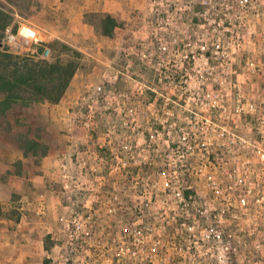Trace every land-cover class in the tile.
I'll return each mask as SVG.
<instances>
[{
  "label": "rangeland",
  "instance_id": "374dc122",
  "mask_svg": "<svg viewBox=\"0 0 264 264\" xmlns=\"http://www.w3.org/2000/svg\"><path fill=\"white\" fill-rule=\"evenodd\" d=\"M250 1L249 6L242 5L241 0H176L175 3L172 0H106L110 5L104 12L90 11L84 20H78L73 15L71 0H0V57L10 52L51 60L53 55L63 53V58L73 57L79 62L77 74L59 106L42 103L25 106L20 102L7 115L0 112V174L4 170L8 175L18 173L21 171L19 159L28 158L24 176L14 178L13 183L0 181V207L12 206L13 218L35 221L36 234L59 239L39 244L40 249L51 250L50 258L43 256L40 264H58L63 257L71 255L66 224L73 210L84 212L83 205L91 187L130 190L132 175H139L144 180L139 188H153V169L136 165L123 167L112 158L109 149L99 147L109 131L110 140L116 144L125 139L122 117L114 110L115 103L108 108L107 94L112 97L113 93L128 92L134 95L132 102L141 100L145 106L153 103L159 110L164 109L167 97L182 100L180 103L187 98V104L206 109L210 108L204 98L207 92L224 95L226 108H234L242 98L240 108L247 112V118L240 125L248 121L254 128L255 138H259L256 128L264 113V0ZM180 7L184 9L179 10ZM203 7L209 8L218 20L235 21V31L240 36H235V40L239 39L237 44L241 46L236 45L230 51L232 67H220V60L208 54L210 69L203 71L206 79L200 82L196 76L199 69L192 61L187 63L184 53L173 52L170 43L169 50L164 51L158 39L162 35L164 41L178 39L180 43L181 35L175 38L161 34L160 23L165 26L169 15L174 18V32L180 27L193 32L198 25L197 14ZM108 15L117 22L110 37L102 30V21ZM8 28L16 36V43L8 42ZM87 30L89 34L81 36ZM206 33L209 35L205 38L211 40V32ZM224 40L230 46L229 38L225 36ZM55 42L66 44L81 56L62 50L59 44L52 50L49 44ZM38 45H44L45 50L37 57ZM141 50L144 54L138 55ZM150 50L153 56L146 58ZM99 86L102 91L97 90ZM29 141L40 146L27 155L24 148ZM262 173L264 170L258 165L254 180L261 181ZM54 206L69 208L63 209L56 218L50 208ZM104 220L110 226L113 218ZM46 221L57 223L62 229L47 233L42 226ZM127 228V223L109 229L96 227V235L103 238L107 233L121 235ZM227 234L246 238L236 230H227ZM53 242L58 245L54 246ZM245 253L244 246H239V259L243 260ZM243 263L264 264V248L258 253L253 251L252 260Z\"/></svg>",
  "mask_w": 264,
  "mask_h": 264
},
{
  "label": "built area",
  "instance_id": "2783aa9c",
  "mask_svg": "<svg viewBox=\"0 0 264 264\" xmlns=\"http://www.w3.org/2000/svg\"><path fill=\"white\" fill-rule=\"evenodd\" d=\"M241 4L252 3L241 0ZM210 14L209 8H202L193 32L183 27L174 32V18L169 15L166 27L162 22L159 27L163 35H181L180 43L178 39L164 41L165 36L159 35L160 47L169 50L170 43L173 52L184 53L187 63L192 61L199 69L196 76L200 82L206 79L203 71L210 69V54L220 60V67H232L229 54L236 45L241 46L239 39L235 40L240 37L235 21L218 20ZM206 32H211V40L205 38ZM6 33L8 42L16 43L10 28ZM225 36L230 46L225 44ZM143 54V50L138 52ZM150 56L152 50L146 58ZM112 95L107 94L105 101L108 108L115 103L125 139L116 144L109 131L99 147L109 149L123 167L153 169V188H139L144 181L139 175H132L130 190L91 187L84 212L73 210L66 224L71 255L58 264H244L252 260L253 251H262L264 173L259 182L254 174L258 165L264 170V113L258 120L257 139L248 121L240 125L247 118L240 108L242 98L234 108H226L224 95L207 92L204 98L210 108L206 109L187 104V98L180 103L182 100L167 97L164 109L159 110L153 103L132 102L134 95L128 92ZM105 217L113 218L110 226ZM126 223L127 231L121 235H96V227L109 229ZM227 230H236L246 238L234 237ZM239 246L247 251L243 260L239 259Z\"/></svg>",
  "mask_w": 264,
  "mask_h": 264
},
{
  "label": "trees",
  "instance_id": "16d2710c",
  "mask_svg": "<svg viewBox=\"0 0 264 264\" xmlns=\"http://www.w3.org/2000/svg\"><path fill=\"white\" fill-rule=\"evenodd\" d=\"M116 27L117 22L112 16L108 15L103 19L102 30L105 36H112ZM57 44L64 51L72 52L74 56H81L79 52L60 42L49 44V47L54 50ZM38 47L37 57L45 50L44 45ZM63 55V53L55 54L51 60H47L23 57L10 52L2 53L0 57L1 114L7 115L8 111L20 102L25 106L34 103L52 105L61 103L79 67V62L75 58H63ZM175 108L182 111L178 106ZM39 146V143L29 141L24 149L29 155L33 148Z\"/></svg>",
  "mask_w": 264,
  "mask_h": 264
},
{
  "label": "crops",
  "instance_id": "0c3cea01",
  "mask_svg": "<svg viewBox=\"0 0 264 264\" xmlns=\"http://www.w3.org/2000/svg\"><path fill=\"white\" fill-rule=\"evenodd\" d=\"M113 5H119L118 3L111 1ZM71 5L73 7V15H76L78 20H84L86 15L90 11L93 12H104L110 4L106 0H71ZM74 19V18H73ZM89 34L88 30L86 33H83L81 36H87ZM101 36H104L101 34ZM81 52L86 53L85 50L78 48ZM55 104V106H59ZM28 158H20L18 164L20 165V170L18 173L13 172L10 175L5 172L0 174V181H12L14 178L24 176L23 170L25 168V163ZM78 162V161H76ZM87 162H85L86 164ZM7 176H10L7 178ZM24 197L25 194L20 192ZM1 205V204H0ZM52 208V214L57 218L61 215L63 209L69 208L65 206L64 208L60 206L50 207ZM14 208H1L0 207V264H40V259L44 257L50 258V249L42 247L39 248V244H43L45 241H50V239L57 241L58 238L55 236H49V234L44 238L41 235L36 234L35 232V221L25 222L23 219L17 220L12 217V212ZM21 214V213H20ZM19 215V213H18ZM44 225V226H43ZM43 229L47 233H50L52 229H62V227L53 222L46 221L42 224ZM41 226V228H42ZM60 237V236H59ZM54 246H57V242H53ZM38 248H37V247ZM48 263V262H47Z\"/></svg>",
  "mask_w": 264,
  "mask_h": 264
}]
</instances>
